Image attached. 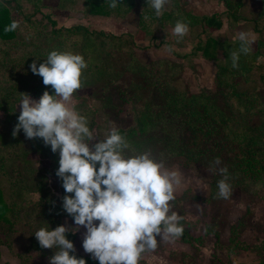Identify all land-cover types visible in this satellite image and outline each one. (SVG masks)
Wrapping results in <instances>:
<instances>
[{
  "label": "trees",
  "instance_id": "trees-1",
  "mask_svg": "<svg viewBox=\"0 0 264 264\" xmlns=\"http://www.w3.org/2000/svg\"><path fill=\"white\" fill-rule=\"evenodd\" d=\"M23 1L32 9L24 13L20 21L14 19L8 8H0V110L7 115L6 122L10 126L0 132V246H11L15 226L22 223L30 229V244L18 256L24 258L33 252L51 256L56 249L41 247L34 231L65 224L71 217L61 207L65 193L55 174L58 151L52 152L42 138H27L22 130L12 135L19 115L16 108L19 92L38 98L45 89L50 94L53 92L50 85L42 83L40 75L29 69L33 60L38 65L53 49L80 53L86 61L81 86L74 91V96L87 87L106 92L117 78L130 72L133 79L125 93L133 106L135 126L118 130L136 152L142 144L150 143L157 159H162L166 167L182 158L208 168L213 178L207 202L224 199L216 195L217 181L225 175L218 170L221 167L227 169V181L232 189L229 197L235 189L247 193L264 189V94L256 88L240 90L238 87V79L249 75L252 63L264 65V0H260L259 39L255 48L249 45L247 52L240 50L238 36L219 40L210 34L212 30L222 29L224 19L230 29L246 20L242 14L245 0H221L225 10L220 15L203 16L184 10L180 0H168L170 10L166 16L171 22L183 20L188 27L199 29V42L190 53L180 56L173 51L172 54L191 59L201 56L217 64L218 89L205 88L197 93L175 87L180 64L169 59L150 63L139 59L132 34L117 35L81 24L59 25L52 13L44 12L48 0ZM139 2L141 19L156 17L146 0ZM135 5L136 0H119L115 7H109V0H83L86 14L104 18L118 17L125 7L132 9ZM13 20L18 22V27L5 31V26ZM233 52L238 55L235 67ZM220 57L224 62L218 63ZM35 155L42 158L41 167L34 162ZM216 158L219 164L214 163ZM3 181L8 184V193ZM170 203L172 210L183 217L180 221L183 233L178 238L194 246L198 239L192 237L184 219L182 199L175 197ZM237 231L236 227L231 229V243L242 249L257 248V245L239 242ZM66 236L73 241L70 232ZM158 246L159 242L156 248ZM171 256L195 264L194 257L187 252H173ZM84 259L86 264H98L96 260ZM257 264H264V258Z\"/></svg>",
  "mask_w": 264,
  "mask_h": 264
},
{
  "label": "clouds",
  "instance_id": "clouds-1",
  "mask_svg": "<svg viewBox=\"0 0 264 264\" xmlns=\"http://www.w3.org/2000/svg\"><path fill=\"white\" fill-rule=\"evenodd\" d=\"M118 2L109 0V7ZM167 2L146 0L157 16ZM17 27L18 22L13 20L5 31ZM187 31L188 24L183 20L172 27L178 37ZM237 38L240 50L247 52L251 34L242 30ZM231 57L235 67L238 55L233 52ZM86 66L82 54L53 49L41 63L37 65L33 60L29 65L30 71L40 75L42 83L50 85L53 92L45 89L39 98L19 92L20 112L12 135L22 130L27 138H42L52 152L58 151L55 174L65 193L61 207L76 226L40 227L33 234L41 247L56 249L49 264H86L83 257L75 255L73 241L66 236L80 226L85 229L82 248L98 264H138L141 254L155 249L158 240L183 233V217L172 210L170 203L175 199L176 186L182 182L181 173L166 167L162 159L153 158L148 151L136 152L116 127L90 143L96 137L94 130L69 103L81 86ZM214 163L219 164V158ZM218 170L225 175L217 181L216 195L227 199L232 190L227 169Z\"/></svg>",
  "mask_w": 264,
  "mask_h": 264
},
{
  "label": "rangeland",
  "instance_id": "rangeland-1",
  "mask_svg": "<svg viewBox=\"0 0 264 264\" xmlns=\"http://www.w3.org/2000/svg\"><path fill=\"white\" fill-rule=\"evenodd\" d=\"M180 4L184 10L197 16L220 15L225 10L221 0H180ZM2 7L8 8L17 21H20L23 14L29 13L32 9L23 0L10 2L0 0V8ZM260 9V0H245L242 14L246 20L240 22L236 28L230 29L224 19L222 29L212 30L210 34L219 40H225L238 36L242 30L247 31L253 38L251 45L255 48L259 39L257 29L262 25L258 19ZM139 10L140 2L136 0V5L132 9L125 7L122 15L104 18L86 14L83 0H48L44 12L52 13L59 25L69 27L81 24L89 29L103 30L117 35L130 33L138 46L137 56L145 63L169 59L181 65L174 83L176 88L191 93L200 92L205 88L216 91L218 89L215 77L217 64L214 61L201 56L193 59L178 58L172 54L173 51L180 56L190 53L199 42L197 35L199 29L188 27V31L182 37L174 34L172 32L174 23L166 16L170 10L169 2L165 4L162 13L155 18L141 19ZM42 17L40 14L39 18ZM203 38H206V35ZM222 62H224L223 58L220 57L218 63ZM252 64L249 75L238 79V87L240 90L256 88L264 94V65ZM132 79L133 75L125 72L106 92L87 87L81 89L77 95H72L69 103L87 118L89 127L96 134L90 143L102 139L110 127L130 129L135 126L133 106L125 93ZM18 111L20 112V107ZM0 114H2L0 115L1 132L10 126L6 122L7 115L2 110ZM143 151H148L153 158L157 159L150 143L141 145L139 152ZM33 159L37 166H42L43 161L40 155H35ZM168 168L178 169L181 173L182 182L176 186L174 195L182 199L184 219L188 223L192 237L198 241L191 246L178 237L160 239L158 248L143 252L139 261H145L148 264H188L187 261L174 259L171 256L173 252L191 254L195 264H257L264 258V189L256 193L235 189L231 197L209 203L206 199L210 196L213 173L208 168L182 158L175 159ZM50 180L52 181L51 177ZM3 187L7 192L6 181H3ZM65 224L76 227L71 217L65 220ZM235 227L238 230L236 237L239 242L251 246L257 245V248L242 249L235 243H231V229ZM84 232L83 226L78 227L75 232H70L73 235L74 252L77 256L96 260L82 248ZM0 236L2 238L1 234ZM183 243L189 245L188 248L183 249ZM29 244L30 229L18 223L15 226L11 246L0 249L3 252L0 264H16L15 257L20 260V264H49L50 256L41 252H33L20 258L18 255L23 254Z\"/></svg>",
  "mask_w": 264,
  "mask_h": 264
},
{
  "label": "crops",
  "instance_id": "crops-1",
  "mask_svg": "<svg viewBox=\"0 0 264 264\" xmlns=\"http://www.w3.org/2000/svg\"><path fill=\"white\" fill-rule=\"evenodd\" d=\"M56 19H57V18H56ZM16 107H17V108H18V110H19V105H17ZM0 115H2V114H0ZM188 246H189V245H187V244L183 243V249H186V248H188ZM3 247H4V248H7L6 246H3V245H1V246H0V249H1V248H3ZM184 247H185V248H184ZM0 255H1L0 257H2V256H3V252H2V250H0ZM14 260L16 261V264H20V263H21V262H20V260H19L17 257H15V259H14Z\"/></svg>",
  "mask_w": 264,
  "mask_h": 264
}]
</instances>
